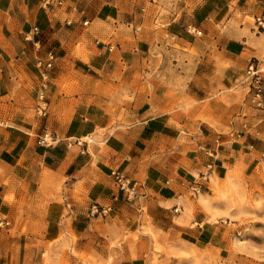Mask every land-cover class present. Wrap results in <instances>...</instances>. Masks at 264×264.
Returning a JSON list of instances; mask_svg holds the SVG:
<instances>
[{"label": "crops", "instance_id": "obj_1", "mask_svg": "<svg viewBox=\"0 0 264 264\" xmlns=\"http://www.w3.org/2000/svg\"><path fill=\"white\" fill-rule=\"evenodd\" d=\"M44 1L0 0V218L10 225L0 228V251L28 227L74 236L83 252L121 255L130 254L132 236L148 242L146 231L207 236L214 228L202 208L186 224V195L209 164L230 162L238 147L217 111L201 107L211 90L234 87L252 61L264 87V29L255 24L264 0H52L48 8ZM166 44L189 50L180 54L194 59L197 84L153 77L148 64ZM49 52L56 60L45 71L38 62ZM74 64L79 74L99 75L116 103L64 100L62 111L51 101L46 118L34 113L28 122L19 109L24 86L39 94L48 87L58 100ZM183 105L195 113L168 110ZM115 170L142 186L139 199L118 192ZM94 206L112 211L96 217Z\"/></svg>", "mask_w": 264, "mask_h": 264}, {"label": "rangeland", "instance_id": "obj_2", "mask_svg": "<svg viewBox=\"0 0 264 264\" xmlns=\"http://www.w3.org/2000/svg\"><path fill=\"white\" fill-rule=\"evenodd\" d=\"M181 51L189 52L177 44H166L160 56L149 62L157 82L169 86L199 82L195 80L201 76L194 74V59H185ZM77 55L81 56L80 51ZM78 72L74 64L71 73L60 84L58 100L49 97L48 87L45 88L48 110L51 101L55 109L62 111L69 108L65 106L66 100L73 104H99V99L103 98L116 103L117 92L102 89L99 75L93 71L89 76ZM203 82L209 85L207 76ZM24 88L27 92L19 96L22 102L19 109L26 111L29 122L34 113L39 114L40 94L39 91L33 92L29 85ZM169 93L174 96L183 91ZM189 93L195 92L192 90ZM208 93L201 111L216 110L228 128L227 134L238 147L230 162L213 164L201 195L194 196L191 190L186 195L190 205L186 224L190 226L192 214L202 208L208 215V226L214 228L211 233L202 238L178 233L171 237H159L146 231L144 236L148 242L141 241L139 236H132L134 244L130 254L121 255L119 252L109 254L100 250L83 252L75 248L74 236L71 239L64 235L53 237L28 227L6 244L8 249L0 251V264H121L126 258L133 264H264V108L258 109L253 103L245 73L237 76L234 87ZM177 109L187 112L188 117L196 110L188 105L168 110ZM108 110L114 115L116 106ZM200 176L195 183L202 182ZM0 221L7 219L0 218ZM0 228L9 229L10 225ZM136 244L139 250L135 248Z\"/></svg>", "mask_w": 264, "mask_h": 264}, {"label": "built area", "instance_id": "obj_3", "mask_svg": "<svg viewBox=\"0 0 264 264\" xmlns=\"http://www.w3.org/2000/svg\"><path fill=\"white\" fill-rule=\"evenodd\" d=\"M52 0H45L44 5L45 7L51 6ZM255 24L260 29H264V11L255 19ZM87 25V23H85ZM39 33L38 28H34L32 31V35L27 38V40H31L32 36H35ZM56 60V56L53 52H49L47 54L46 61H39L38 66L39 68L50 71L53 68L54 62ZM263 70L259 68L257 62H250L247 70H246V81L248 83V91L250 96L252 97L253 103L258 109L264 108V87H263ZM38 112L41 116L46 117L48 115V104L46 102V96L44 90L39 95V105H38ZM46 139L40 140V144H45ZM213 170V164H209L206 167V172L202 173L200 176V180L202 182L194 184L190 190L194 196L201 195L204 189V183L209 181L210 173ZM112 177L115 182V186L119 193L123 194L126 198L127 202H134L135 200L140 198L139 190L142 186L137 182L134 181L132 178L124 175L118 170L112 172ZM112 211L111 207H102V206H94L91 209V215L96 217H107L110 212ZM178 211L177 209L175 210ZM9 226L7 221H0V227Z\"/></svg>", "mask_w": 264, "mask_h": 264}]
</instances>
